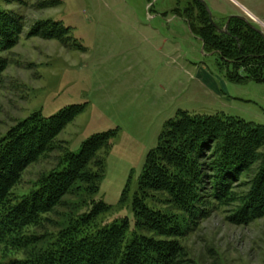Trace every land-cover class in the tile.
<instances>
[{
  "label": "rangeland",
  "instance_id": "374dc122",
  "mask_svg": "<svg viewBox=\"0 0 264 264\" xmlns=\"http://www.w3.org/2000/svg\"><path fill=\"white\" fill-rule=\"evenodd\" d=\"M202 1L216 27L239 17L264 35V0ZM189 2L0 0V11L19 18L20 27L13 46L1 48L0 39V140L32 115L47 119L71 106L84 110L56 139L70 153L78 154L94 135L115 131L94 198L112 211L98 219L99 228L121 219L132 228L131 205L146 156L178 112L224 115L264 127V85L225 77L219 57L205 52L186 21L174 15L178 4ZM43 22L67 28L62 43L33 32ZM57 156L52 152L30 165L12 195L30 192L55 168ZM126 189V202L120 204ZM249 189L245 175L233 192L239 197ZM205 194L192 221L172 210L182 226L181 219L187 221L178 241L186 258L192 264H264V218L234 224L229 218L236 204L222 206L209 197L204 200ZM156 206L166 209L160 202ZM48 220L41 230L53 231L59 222L55 215Z\"/></svg>",
  "mask_w": 264,
  "mask_h": 264
},
{
  "label": "trees",
  "instance_id": "16d2710c",
  "mask_svg": "<svg viewBox=\"0 0 264 264\" xmlns=\"http://www.w3.org/2000/svg\"><path fill=\"white\" fill-rule=\"evenodd\" d=\"M189 1L178 4L174 15L186 21L205 52L219 57L225 77L234 83L264 85L263 37L237 17L215 28L205 6ZM227 20L225 33H219ZM18 21L11 12L0 11L1 48L13 46L20 32ZM39 25L33 32L62 43L67 28L58 22ZM83 110L71 106L47 119L32 115L1 138L0 264H192L178 242L187 221L182 218V226L172 210L194 220L202 193L204 200L209 197L222 206L236 204L229 218L234 224L264 218V127L224 115L178 112L164 124L157 146L146 156L131 205L132 228L127 219L99 228L98 219L112 208L94 198L116 132L92 136L78 154L56 141ZM52 152L58 153L55 168L26 195L14 197L13 189L26 169ZM245 175L250 189L236 197L234 186ZM126 193L127 189L120 204L126 202ZM157 202L166 209L158 208ZM51 215L59 219L56 228L41 230ZM8 252L21 256L10 257Z\"/></svg>",
  "mask_w": 264,
  "mask_h": 264
},
{
  "label": "water",
  "instance_id": "95a60500",
  "mask_svg": "<svg viewBox=\"0 0 264 264\" xmlns=\"http://www.w3.org/2000/svg\"><path fill=\"white\" fill-rule=\"evenodd\" d=\"M198 1H200V2L205 6V10H206V12H207V14H208V16H209V20H210V22L212 23V25H213L215 28H217V27L214 25V23L212 22V19H211V17H210V12H209L208 8L206 7L205 3H204L202 0H198ZM230 18H231V17H229V19H230ZM237 18H239V17H237ZM229 19H228V20H229ZM239 19H241V20H243L245 23H247V24L249 25V27H250L251 29L255 30L258 34H260V35L263 37V40H264V35H263L262 31L256 29V28L253 27L252 25H250L245 19H242V18H239ZM228 20H227V22H226V24H225L223 30H219V29H217V31H218L219 33H225L226 28H227V25H228Z\"/></svg>",
  "mask_w": 264,
  "mask_h": 264
},
{
  "label": "flooded vegetation",
  "instance_id": "af4514ba",
  "mask_svg": "<svg viewBox=\"0 0 264 264\" xmlns=\"http://www.w3.org/2000/svg\"><path fill=\"white\" fill-rule=\"evenodd\" d=\"M177 16V15H176ZM224 28V27H223Z\"/></svg>",
  "mask_w": 264,
  "mask_h": 264
}]
</instances>
